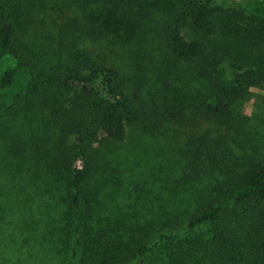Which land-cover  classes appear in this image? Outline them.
Segmentation results:
<instances>
[{"label": "trees", "instance_id": "16d2710c", "mask_svg": "<svg viewBox=\"0 0 264 264\" xmlns=\"http://www.w3.org/2000/svg\"><path fill=\"white\" fill-rule=\"evenodd\" d=\"M35 24L48 30L44 44ZM122 51L141 74L131 88ZM0 70V95L26 80L8 115L45 113L56 130L47 168L64 192L67 234L80 238L74 264H133L164 238L95 220L96 152L121 145L126 126L152 137L175 129L180 180L209 181L185 229L206 226L208 237L177 239L166 264H264V110L255 119L239 108L264 88V15L205 0H0Z\"/></svg>", "mask_w": 264, "mask_h": 264}, {"label": "rangeland", "instance_id": "374dc122", "mask_svg": "<svg viewBox=\"0 0 264 264\" xmlns=\"http://www.w3.org/2000/svg\"><path fill=\"white\" fill-rule=\"evenodd\" d=\"M205 1L211 6L264 15V0ZM49 30L54 31V27ZM47 34L48 30L41 32L35 24L36 42L44 44ZM90 47L109 54L106 43L97 41ZM122 54L125 73L132 78L127 83L131 88L141 74L133 71L128 54ZM12 65L13 60L6 57L1 67ZM218 71L223 79L236 73L227 62H222ZM25 82L18 77L0 95V264H74L72 252L78 250L80 238L74 236L73 229L67 234L64 192L47 168L56 130L45 113L10 117L5 111ZM151 86V81H146L144 90ZM263 101L264 88L251 87L239 108L259 119ZM181 147L180 134L173 128H164L152 137L126 126L121 145L96 152L95 182L101 190L92 205L95 220L129 223L132 230L155 227L164 235L155 236L151 249L133 264H166L167 248L177 239L209 235L206 226L185 233L189 217L202 198H207L209 181L184 184L180 180ZM70 226L73 228V223Z\"/></svg>", "mask_w": 264, "mask_h": 264}]
</instances>
